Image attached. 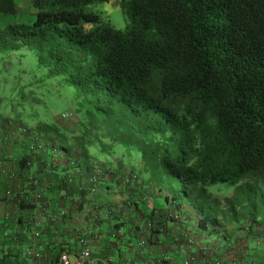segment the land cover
<instances>
[{
  "label": "trees",
  "instance_id": "obj_1",
  "mask_svg": "<svg viewBox=\"0 0 264 264\" xmlns=\"http://www.w3.org/2000/svg\"><path fill=\"white\" fill-rule=\"evenodd\" d=\"M108 1L30 0L31 24L0 27V61L32 50L46 77L74 89L75 131L39 119L25 135L32 152L71 140L141 159L139 174L166 203L193 208L206 230L224 218L208 187L229 184L230 210L248 212L250 232L263 228L262 183L247 179L264 174V0H119L124 29L88 9ZM18 8L0 0V15Z\"/></svg>",
  "mask_w": 264,
  "mask_h": 264
},
{
  "label": "crops",
  "instance_id": "obj_2",
  "mask_svg": "<svg viewBox=\"0 0 264 264\" xmlns=\"http://www.w3.org/2000/svg\"><path fill=\"white\" fill-rule=\"evenodd\" d=\"M57 147L46 141L33 153L28 137L0 120V264H32L37 249L53 263L62 249L81 251V239L96 264H153L163 257L172 264H264L262 227L250 232L247 220L224 219L202 229L193 208L174 209L167 193L139 174L141 159L81 149L71 140ZM132 172L139 180L128 182Z\"/></svg>",
  "mask_w": 264,
  "mask_h": 264
},
{
  "label": "rangeland",
  "instance_id": "obj_3",
  "mask_svg": "<svg viewBox=\"0 0 264 264\" xmlns=\"http://www.w3.org/2000/svg\"><path fill=\"white\" fill-rule=\"evenodd\" d=\"M18 7L16 14L0 15V27L7 23L31 24L33 22L34 12L30 0H18ZM88 9L99 13L104 20L111 22L117 29H124L128 23V16L119 6V0L90 4ZM45 73V70L39 67L35 53L25 48L14 53L10 60L0 61V120L17 132H21V135L27 136V131L30 128L34 129L39 119L48 123L58 120L72 130L79 117L76 111L74 89L62 85L60 78L46 77ZM67 113H71L72 117L63 120L62 114ZM14 114L20 115L21 118H15ZM115 149L119 151L122 146L116 145ZM263 180V173L247 179L254 184L262 183L261 188L256 190L258 195L260 191L264 192ZM208 188L214 197L220 200L219 210L222 211L224 218L232 215L241 218V221L247 219L248 212L240 205L236 204L233 212L226 203L227 197L235 194L236 187L218 183ZM260 206L263 207L264 203ZM169 214L172 219H177L175 214Z\"/></svg>",
  "mask_w": 264,
  "mask_h": 264
},
{
  "label": "built area",
  "instance_id": "obj_4",
  "mask_svg": "<svg viewBox=\"0 0 264 264\" xmlns=\"http://www.w3.org/2000/svg\"><path fill=\"white\" fill-rule=\"evenodd\" d=\"M71 113L63 114L62 116L64 118H67L71 116ZM2 154H0V167L2 164ZM12 177V175H11ZM38 180L36 181V183ZM9 196H14V194L11 191H8L7 193ZM21 199H19L20 201ZM36 235H39L37 233ZM81 244H82V249L81 251L74 253L70 251L69 249L65 248L63 249L60 254L58 255L57 259L52 263V261L47 260L44 255V253L37 249V250H32L31 255H32V264H96L97 262H100V260L96 257H94L90 247H89V242L87 239H81ZM171 258L169 257H164L160 263L161 264H172L171 263ZM164 260V262H163ZM103 264H122L116 260H103Z\"/></svg>",
  "mask_w": 264,
  "mask_h": 264
}]
</instances>
